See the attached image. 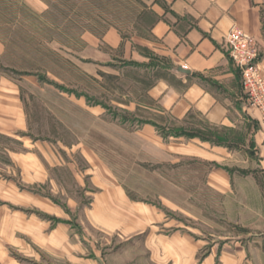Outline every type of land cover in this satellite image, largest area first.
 <instances>
[{"label": "rangeland", "instance_id": "obj_1", "mask_svg": "<svg viewBox=\"0 0 264 264\" xmlns=\"http://www.w3.org/2000/svg\"><path fill=\"white\" fill-rule=\"evenodd\" d=\"M153 2L0 0V77L19 83L33 129L25 140L66 145L83 142L130 186L138 201L147 202L157 212V223L150 232L133 237L105 232L77 218L88 254L96 251L99 262L91 257L65 262L55 253L35 247L3 244L9 261L264 264V164L259 162V149L246 145L215 150L185 138L181 152L179 144L166 138L168 134L145 127L152 123L188 132L207 127L196 115L175 121L159 113L152 90L160 82L175 81L163 65L167 60L146 43L155 21ZM111 33L120 40L118 45L109 38ZM258 57L260 61L259 52ZM242 135L248 143L253 140L247 128H242ZM5 144L0 140V145ZM63 151L69 160L85 167L77 149ZM8 168L0 157V172L14 176ZM221 168H231L233 176L226 189H215L209 176L224 173ZM240 171L248 177H241ZM220 179L216 177V182L223 184ZM86 181V194L84 190L72 192L78 205L87 204L95 192L89 177ZM40 191L57 193L48 185ZM78 230L73 228L72 242L78 240ZM172 236H183L196 245L185 244L181 254L170 240L166 244V240L155 239ZM195 246L196 254L189 259L186 253Z\"/></svg>", "mask_w": 264, "mask_h": 264}, {"label": "crops", "instance_id": "obj_2", "mask_svg": "<svg viewBox=\"0 0 264 264\" xmlns=\"http://www.w3.org/2000/svg\"><path fill=\"white\" fill-rule=\"evenodd\" d=\"M152 5L155 21L150 25V41L146 43L155 54L167 60L163 65L175 81L160 82L152 90L157 95L159 113L175 121L196 115L207 127L194 132L183 128L168 130L152 123L145 127L168 134L166 138L179 144L181 152L184 148L181 140L185 138L215 150L241 149L247 145L259 149V162L264 164V132L257 122V114L246 110L239 75L224 45L232 26L253 37L264 74V0H154ZM110 37L113 44L120 43L114 33ZM17 82L0 77V140L10 143L0 145V157L8 162L14 174L5 176L0 172V264H18L15 260L9 261L3 244L32 250L35 247L55 253L65 262L87 257L99 262L96 251L88 254L81 231L82 220L105 232L118 231L130 237L150 232L151 226L157 223L156 208L153 210L147 202L138 201L130 186L83 142L66 145L25 140L24 136L33 129ZM242 128L253 133L249 143L242 138ZM186 134L198 137L190 138ZM204 136L208 139L203 140ZM73 148L78 150L85 167L69 160L63 151ZM221 169L224 173L209 176L215 189H226L228 179L233 176L231 168ZM239 174L248 177L247 172ZM88 177L95 192L87 204L78 205L72 192L84 190L86 194ZM216 177L224 183L216 182ZM46 185L50 190L57 189L55 196L50 192L41 193L40 189ZM56 195L63 199L62 203ZM78 195L81 198L82 194ZM73 228L79 229V238L74 242ZM155 239L166 240V244L170 240L181 254L185 244L196 245L186 242L183 236ZM190 250L186 253L189 259L194 258L197 247Z\"/></svg>", "mask_w": 264, "mask_h": 264}, {"label": "built area", "instance_id": "obj_3", "mask_svg": "<svg viewBox=\"0 0 264 264\" xmlns=\"http://www.w3.org/2000/svg\"><path fill=\"white\" fill-rule=\"evenodd\" d=\"M229 58L237 71L246 110L255 112L264 132V74L254 39L232 26L224 39Z\"/></svg>", "mask_w": 264, "mask_h": 264}, {"label": "trees", "instance_id": "obj_4", "mask_svg": "<svg viewBox=\"0 0 264 264\" xmlns=\"http://www.w3.org/2000/svg\"><path fill=\"white\" fill-rule=\"evenodd\" d=\"M188 137L190 138H193V137H198V135L196 134H191V135H187ZM203 140H207L208 139V136H204V137H201Z\"/></svg>", "mask_w": 264, "mask_h": 264}]
</instances>
